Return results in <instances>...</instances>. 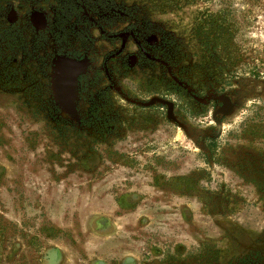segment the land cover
Instances as JSON below:
<instances>
[{"label": "flooded vegetation", "instance_id": "af4514ba", "mask_svg": "<svg viewBox=\"0 0 264 264\" xmlns=\"http://www.w3.org/2000/svg\"><path fill=\"white\" fill-rule=\"evenodd\" d=\"M136 6L126 0H0V99L4 95L42 105V118L51 127L65 123L71 129L62 133L97 143L154 137L173 125L193 140L198 137L210 157L217 131L192 121L211 111L215 125L222 123L240 109L248 93L240 82L227 89L222 81L208 79L210 70L193 73L163 21ZM66 60L74 67L61 68ZM73 68V96L66 99L61 89ZM119 104L126 113L117 110ZM249 137L256 146L244 145L236 155L255 169L264 161V150L258 148L256 134ZM151 146L135 152L160 154L164 149ZM80 147L84 171L102 176L94 184L90 230L77 221L70 236L74 257L51 244L49 227L9 229L0 220V264H264V256L255 258L263 248L247 247L249 252L227 263L212 258L210 243H195L202 235L193 226L189 204L211 211V202L221 199L202 194L194 175L180 178L179 166L162 160L103 163L89 149L93 147Z\"/></svg>", "mask_w": 264, "mask_h": 264}, {"label": "rangeland", "instance_id": "374dc122", "mask_svg": "<svg viewBox=\"0 0 264 264\" xmlns=\"http://www.w3.org/2000/svg\"><path fill=\"white\" fill-rule=\"evenodd\" d=\"M126 1L137 4L142 14L163 21L172 41L177 40L184 49L182 62L191 66L193 73L210 70L211 76L208 72L207 78L222 81L227 89L238 87L240 82L247 98L222 123L215 125L211 111L192 121L195 126L217 131L218 138L211 142L215 151L208 157L198 137L193 140L173 125L164 126L154 137L129 136L114 143L105 138V144L97 143L92 138L62 133L60 130L71 129L65 123L60 126L51 123L58 132L54 131L42 118L45 110L42 105L3 95L0 99L2 226L49 227L51 244L66 250L69 259L74 257L70 236L74 235L77 221L90 230L97 186L94 184L102 176V172L95 176L84 171L85 160L81 157L85 151L80 144L85 143L97 151L103 163L123 160L173 163L179 166L180 178L194 175L202 194L206 197L210 194L211 200L219 197L221 201L211 202V211L197 202L188 207L193 226L202 235L194 239L195 243H210L212 258L230 263L249 252L247 247L264 249V161L261 158V164L250 169V163L236 155L244 145L256 146L249 137L252 134L257 135L258 148L264 150V0ZM3 38L4 45L12 48L9 38ZM125 109L121 104L117 106L121 113H126ZM113 144L120 151L128 149L127 154L115 150ZM143 145L164 149L160 154L135 152ZM253 153L256 154V148ZM154 155L159 159L153 158ZM246 166L249 170L242 173L241 168ZM198 179H202L200 186ZM184 223L179 218V225ZM261 252L255 258L263 257L264 251Z\"/></svg>", "mask_w": 264, "mask_h": 264}, {"label": "water", "instance_id": "95a60500", "mask_svg": "<svg viewBox=\"0 0 264 264\" xmlns=\"http://www.w3.org/2000/svg\"><path fill=\"white\" fill-rule=\"evenodd\" d=\"M71 65H73L70 61H63L62 63H60L59 66H61V68L63 67H70ZM74 67V65H73ZM74 73V68L72 70V74ZM76 73V72H75ZM75 73L74 75H71L70 77H68L65 86L61 89V95L66 98V99H70L71 96H73V85L75 84ZM62 74V70H60L59 75Z\"/></svg>", "mask_w": 264, "mask_h": 264}]
</instances>
